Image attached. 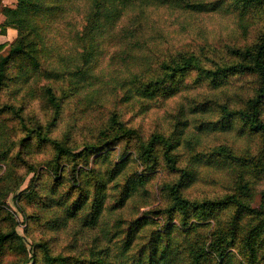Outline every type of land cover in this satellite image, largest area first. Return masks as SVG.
I'll return each instance as SVG.
<instances>
[{
    "label": "trees",
    "instance_id": "obj_1",
    "mask_svg": "<svg viewBox=\"0 0 264 264\" xmlns=\"http://www.w3.org/2000/svg\"><path fill=\"white\" fill-rule=\"evenodd\" d=\"M191 1L17 0L15 7H4L0 11L5 18L0 26L2 35L7 29H15L17 37L9 44L7 55H0V89L7 73L13 69L15 79L24 80L28 84L35 73L41 74L49 79L44 96L54 118L49 126H38L34 130L18 114L21 110L14 105H5L3 111L17 113L28 133L23 143L36 134L38 139L53 147L56 152L58 162L48 165L39 174L40 182L36 183L34 192H31L43 206L65 209L67 216L59 217L52 227H60L68 222V218H76L84 213V225L94 228L103 223L108 211L125 209L137 192L145 188L150 176L135 174L122 184L114 183L124 175L129 160L123 156L111 168L107 165L113 162L114 148L135 140L140 143L138 159L148 167L145 171L152 170L151 162L157 165L162 156L168 163L169 171L178 175V180L164 189L168 204L164 209L156 210L158 221L148 212L132 221L118 220L114 228L107 231L111 238L120 239L119 249L122 254H129L128 264H264V206L255 208L245 201L244 197L251 195L249 186H244L249 193L242 196L232 193L213 200H193L185 195V190L192 180L194 167L198 165L197 158L192 157L185 165L182 149L175 153L185 132L175 126L169 132L161 128L146 137L130 125V120L124 118L129 109H137L139 114L145 115L150 113L159 100L162 102L177 92L192 88L190 84L181 82L187 75L196 73L199 78L197 83L201 84L198 86L209 87L211 90L226 87L231 76H237L240 81L243 76L255 75L260 78V87L243 99L246 109L233 105L230 97L228 102L220 104L211 99L202 100V94L191 96L189 103L191 112L196 114L204 115L215 107L217 109L214 112L217 115L221 113L218 122H203L202 118L204 132L209 128L217 130L220 125L222 129L232 130L234 125L240 123L245 134L259 135L264 140V35L255 44L233 43L225 54L228 60L226 57L214 60L215 56L210 50L202 55L185 47L175 53L166 52L162 49L161 41L146 34V30L153 29V26L146 24L135 27L132 22L125 21L126 11L140 4L153 6L187 2L183 9L195 15L221 13L233 6L232 13L239 17L241 28L248 35L253 25L249 19L251 8L264 5V0H233L237 4L229 3L230 0ZM78 10H81V19L76 18ZM57 38H61V42ZM68 42L71 48L78 47L74 60L81 64L75 65L73 70L44 69V64L40 62L41 55L44 58L53 49L57 51L54 58L58 57L60 63L64 62L67 58L62 57V52L70 50L66 48ZM148 43L152 50L162 51L156 54L139 50ZM5 44L0 45V51L5 48ZM106 48L109 53H106ZM98 54L108 58V67H114L113 72L118 73L117 78L121 79L117 83V102L109 110L107 120L101 121L103 124L99 128L98 142L82 133L78 137H82L80 142L83 150L74 152L73 147L63 140H56L51 133L56 123L63 120L68 105L78 106L81 99H84L82 93L86 88L83 83L90 78V68L98 62ZM178 116V123L183 128V107ZM72 133L75 134L74 130ZM73 134L69 139L77 138ZM182 143L183 147L189 145V140ZM216 151L234 163L248 161L246 157ZM101 154L103 159L98 162ZM261 156L260 163L263 160ZM20 159L29 166V173L36 171L34 164L24 160L23 151H20ZM66 164L70 167L69 172L61 168L66 167ZM45 178L52 181L50 186L44 183ZM67 182H70L68 190L64 188ZM147 230L148 235H140ZM19 238L15 225L11 231L0 232V257L6 246ZM141 238L143 242L139 245ZM45 248V264H114L110 255L116 250L110 246L104 248L105 252H99L93 257H81L60 251L54 255Z\"/></svg>",
    "mask_w": 264,
    "mask_h": 264
},
{
    "label": "rangeland",
    "instance_id": "obj_2",
    "mask_svg": "<svg viewBox=\"0 0 264 264\" xmlns=\"http://www.w3.org/2000/svg\"><path fill=\"white\" fill-rule=\"evenodd\" d=\"M5 1L4 4L14 5L13 7L17 2V0L15 3L13 0ZM186 3L134 5L126 11L127 19L125 21L126 23L132 22L131 24L135 27L146 24L153 26L154 30L152 28L146 30V34L154 36L158 42L161 41L162 49L164 48L166 52L175 53L185 47L187 50L194 49L202 55L210 50L215 56L214 60L226 57L228 47L233 43L255 44L264 35V5L251 8L249 19L253 22L252 31L246 35L241 28L239 17L231 11L233 6L221 13L195 15L194 12L183 9ZM229 3L237 4L233 0H230ZM2 10H4V5L1 3L0 11ZM76 18L81 19V10L76 12ZM2 32L0 28V45L6 44L5 48L0 51V55H7L10 50L9 44L16 38L10 42L6 41L1 37ZM57 40L61 42V38H57ZM66 48L70 50L62 52V57L67 59L61 63L58 57L54 58L56 50L51 49V56L47 55L43 58L41 55L40 62L44 64L42 65L44 69L62 68L66 70L68 68L73 70L75 65L81 64L80 61L74 60L75 50H78V47L71 48V44L68 42ZM162 49L152 50L149 43L139 48L143 53L152 51L156 54ZM107 52L109 53V49L106 48ZM226 59L229 58L226 57ZM107 62V57L103 58L98 54V62H95L90 68V78L88 77L87 82L83 83L86 88L82 93L84 99H81L78 106L68 105L63 120L58 121L53 127L51 133L53 138L63 140L68 146L73 147L74 152L83 150L80 142L82 137H78L82 133L91 136L98 142L99 128L103 124L101 121L107 120L109 110L117 102L115 97L119 92L117 83L121 79L117 78L119 74L113 72L114 67H108L109 62ZM117 68L123 69L124 67ZM13 70L7 73L0 89V232L11 231L15 225L20 238L6 246L0 257V264H45L43 259L46 257L45 247L54 255L60 251L68 255L93 257L99 252L103 253L104 248L110 246L116 248L110 255L112 262L128 264L129 254H122L119 249L120 239L111 238L107 231L114 228L113 225L118 220L132 221L148 212L158 221L156 210L164 209L168 204L164 189L168 184L177 181L178 175L169 171L168 163L162 156H160L157 165H153L151 162L152 170L145 171L148 167L138 159L140 143L135 140L124 142L123 146L118 145L114 148L113 162L107 165L108 168H111L123 156L129 160L124 175L114 183L121 182L122 184L130 176L146 174V176H150V180L145 188L137 192L124 210L108 211L100 226L94 228L85 226L83 213L76 218H68V222L60 227H52L59 217L67 216L65 209L62 210L54 206L45 207L41 201L35 199V195L31 192H34L36 183L40 182L39 174L48 165L58 162V159L55 158L56 152L53 147L38 139L36 134H31L32 139L23 143L28 133L23 128L17 113L3 111L5 105H14L21 110V113L18 112V114L26 119L30 128L36 130L38 126H49L54 118V113L48 107L44 96L45 86L49 83V79L35 73L32 81L28 84L24 80L15 79ZM240 79L238 81L237 76H231L226 87L211 90L209 87L198 86L201 84L197 83L199 78L196 73L187 75L181 79V82L190 84L192 88L177 92L162 102L159 100L150 113L145 115L139 114L137 109H129L124 118L130 120V125L135 126L146 137L161 128L169 132L175 126L185 132L175 153L182 149L185 165L192 157L197 158L196 163L198 164L194 167L192 180L185 190L186 196L196 201L213 200L232 193L242 196V194L249 193L244 188L248 185L251 195L244 197L245 201L252 207L259 208L264 206L263 138L259 135L245 134L240 123L234 125L232 130L222 129V125H220L217 130L209 128L204 132L201 124L210 122L209 120L218 122L221 113L217 115L218 113L214 112L217 109L215 107L206 111L204 115L196 114L191 112L192 107L189 103L191 96L202 94V100L211 99L220 104L228 102V97H230L233 105L246 109L243 99L247 94L256 92L260 87V78L255 75H246ZM96 90L97 92H95ZM181 107L185 110V116L181 121L184 123L183 128L178 123ZM73 130L75 134L72 133ZM71 134L77 138L69 139ZM184 140H189V145L183 147L182 141ZM216 150L237 157H246L248 161H241V163L239 161V164L231 162L232 160L226 155ZM20 151H23L24 160L35 165L36 173H29V166L20 159ZM101 155L98 156V162L103 159V155ZM260 156L263 158L261 163L259 162ZM61 168L64 169V172L65 170L70 171L67 164L66 167ZM44 180L46 186H50L52 181H48L47 178ZM69 185L70 182H67L64 188L68 190ZM148 231H144L140 235H148ZM142 242L143 238L139 240V245Z\"/></svg>",
    "mask_w": 264,
    "mask_h": 264
},
{
    "label": "crops",
    "instance_id": "obj_3",
    "mask_svg": "<svg viewBox=\"0 0 264 264\" xmlns=\"http://www.w3.org/2000/svg\"><path fill=\"white\" fill-rule=\"evenodd\" d=\"M16 0H13V2L15 3ZM1 3L4 5V7H13L14 5H6L4 3H6L5 0H1ZM5 18L2 14H0V26L1 24L4 22ZM1 28V27H0ZM1 37H3L4 39H6V41H12L13 39H15L17 37V31L15 29H7L6 33H3V35H1Z\"/></svg>",
    "mask_w": 264,
    "mask_h": 264
}]
</instances>
